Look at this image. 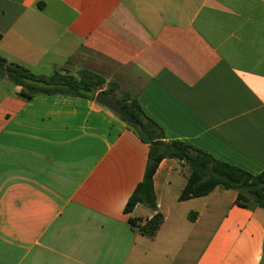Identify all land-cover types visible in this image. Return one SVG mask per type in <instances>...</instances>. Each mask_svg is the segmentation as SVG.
<instances>
[{
  "label": "crops",
  "instance_id": "0c3cea01",
  "mask_svg": "<svg viewBox=\"0 0 264 264\" xmlns=\"http://www.w3.org/2000/svg\"><path fill=\"white\" fill-rule=\"evenodd\" d=\"M0 34L8 62L99 75L168 141L264 171V0H0ZM149 152L96 101L0 80V264H264V210L222 187L181 201L175 159L154 176L158 234L132 228L156 214L125 212Z\"/></svg>",
  "mask_w": 264,
  "mask_h": 264
},
{
  "label": "trees",
  "instance_id": "16d2710c",
  "mask_svg": "<svg viewBox=\"0 0 264 264\" xmlns=\"http://www.w3.org/2000/svg\"><path fill=\"white\" fill-rule=\"evenodd\" d=\"M3 79L18 87L19 95L25 100H30L38 94H60L95 101L96 95L103 91L112 96L137 121V125H132L120 117L143 143L149 145V159L153 160V163L149 162L143 180L125 207V212L131 213L138 204H144L156 212L143 224L140 219H129V224L132 228L138 229L141 235L154 239L164 222L163 215L158 212L154 190V176L164 159H175L188 166L191 171L188 182L181 192V201L207 196L217 187H222L238 193L236 200L238 205L264 210V171L253 174L216 159L189 143L168 141L163 128L147 116L137 100L129 94L117 97L118 86L111 83L107 85L103 77L88 71L73 73L64 68H55L49 77L38 76L28 68L8 62L0 56V80ZM156 141L160 142V145H153Z\"/></svg>",
  "mask_w": 264,
  "mask_h": 264
},
{
  "label": "water",
  "instance_id": "95a60500",
  "mask_svg": "<svg viewBox=\"0 0 264 264\" xmlns=\"http://www.w3.org/2000/svg\"><path fill=\"white\" fill-rule=\"evenodd\" d=\"M95 101L106 108L110 109L119 117L123 118L126 122L132 125H137V121L109 94L105 92H99L96 95ZM153 145H160V142L156 141ZM153 160L150 159V164Z\"/></svg>",
  "mask_w": 264,
  "mask_h": 264
}]
</instances>
